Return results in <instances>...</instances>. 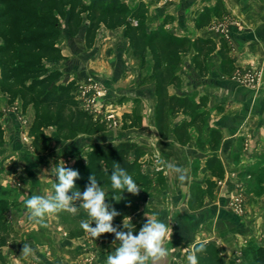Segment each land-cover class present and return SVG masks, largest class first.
<instances>
[{
    "label": "crops",
    "instance_id": "obj_1",
    "mask_svg": "<svg viewBox=\"0 0 264 264\" xmlns=\"http://www.w3.org/2000/svg\"><path fill=\"white\" fill-rule=\"evenodd\" d=\"M119 2L128 12L125 21L142 23L145 33L189 40L190 47L179 54L173 69L176 81L166 85V92L194 106L168 114L166 138L160 137L155 125L157 91L151 49L146 47L144 60L134 53L126 23L108 28L100 22L91 45L86 46L85 13L74 35L68 33L64 20L57 45L62 58L49 61L46 68L61 74L58 83L97 81L104 90L103 109L95 114L82 109L107 123L105 116L114 112V121L125 125L119 142L134 143L152 154L151 167L144 170L151 184L150 200L168 215V223L174 221L187 231L190 242L182 247L181 256L184 253L187 260L192 243L199 239L208 241L224 263L247 264V252L264 245V0ZM222 22L230 25L229 40L217 29ZM196 39H210L215 46L203 56L192 47ZM222 44L226 50L220 54ZM244 67L261 69L260 82L249 86L235 81L233 73ZM9 100L0 87V186L12 188L16 195L12 203L17 202L3 213L9 235L0 247V264H105L103 245L97 251L94 239L80 227L81 220L89 219L85 210L49 215L46 228L29 219L24 202L32 195L54 194L56 178L41 176L46 166L52 169L53 162L44 154H30L29 146L21 142L24 129L8 111ZM26 105L28 113L32 104ZM132 120L138 126L129 127ZM183 122L188 124L187 138L180 143L174 128ZM101 133L105 131L83 138L89 143V138ZM83 138L70 146L60 143L63 153L77 150ZM159 159L182 167L190 179L181 182L175 173L157 166ZM18 183L20 188L15 187ZM238 188L245 199L241 216L228 206ZM22 241L31 244L35 256L21 255Z\"/></svg>",
    "mask_w": 264,
    "mask_h": 264
},
{
    "label": "trees",
    "instance_id": "obj_2",
    "mask_svg": "<svg viewBox=\"0 0 264 264\" xmlns=\"http://www.w3.org/2000/svg\"><path fill=\"white\" fill-rule=\"evenodd\" d=\"M0 6H5V11L0 13V28L8 24L0 29V35L4 38L0 44V87L3 91L7 89L10 93L20 94L23 102L31 101L29 99L33 97L37 107L39 105L47 115L55 118L57 132L63 138L92 136L107 127L104 120L95 119L81 108L74 93L75 82L58 83L60 73L49 71L43 63L62 58L57 47L62 39L59 19L65 20L68 33L74 35L82 23L83 11L88 21L86 46L91 45L100 22L108 28L126 23V34L134 53L144 60L146 47L151 49L157 91L155 125L161 138L167 135L168 114L180 110L187 112L193 108L194 105L187 99L169 96L166 92V85L176 81L173 69L178 64L179 54L190 47L189 40L158 32L145 33L142 23L134 25L132 20L125 21L128 12L119 0H90L89 4L81 0H0ZM9 26L14 30L11 36L7 32ZM214 46L210 39H196L192 43L194 50L203 56L209 54ZM223 48H226L225 44L221 45L220 54ZM133 126H138L137 121H130L129 127ZM187 126L183 122L174 128L180 143L186 142ZM98 147L99 151L94 154L96 165L106 164L108 170L113 169L115 163L128 170L130 162H138L144 152L141 147L126 141ZM89 165L90 162L87 166L90 171L93 170ZM210 168L217 169L211 165ZM8 235L4 215L0 212V247L6 243ZM199 261L200 264H225L211 245H207L206 251L199 254Z\"/></svg>",
    "mask_w": 264,
    "mask_h": 264
},
{
    "label": "rangeland",
    "instance_id": "obj_3",
    "mask_svg": "<svg viewBox=\"0 0 264 264\" xmlns=\"http://www.w3.org/2000/svg\"><path fill=\"white\" fill-rule=\"evenodd\" d=\"M82 2L85 0H81ZM83 2V3H84ZM5 11V6H0V13H3ZM85 13V11H83ZM59 24L61 31L63 29L64 25V19H59ZM8 26V24H3L1 28H4ZM229 27L228 23L222 22L217 25L218 31H221V34L226 37L225 39L229 40ZM0 28V29H1ZM9 36H11L14 33L13 28L10 26L8 27L7 30ZM4 42V38L0 35V44ZM130 60H133L132 56H129ZM139 59V58H138ZM40 61V60H39ZM44 61L43 63H45ZM48 69V68H47ZM254 72H261V78H262V71L261 69L249 67V68H238L235 70V72L232 75V78L237 81L239 78H243L248 74L254 73ZM61 76V74H60ZM21 78V77H20ZM60 80V77L58 81ZM75 82V89L74 93L76 96V100L79 101L81 108H87L83 104L86 103L84 98V95L82 94V90L85 89L87 91H92V87H89V84H97L100 88H102L97 81L92 80V79H78ZM238 82V81H237ZM66 83V82H63ZM89 85V86H88ZM84 86H87L84 88ZM81 87V88H80ZM4 94L7 96H10L9 100V105L10 109L8 111H11L12 114L15 117L16 124L20 127V129H24L23 133H21V142L25 143V145L29 146V151L30 154L38 156V155H45V159L51 160L52 163V168L55 169V167L58 165V163H61L62 161L65 163L66 167L72 168L74 170H77L80 173V178L75 181L76 187L83 192L85 189V186L89 182V176L90 175H95L98 182L100 183V186L105 190L108 198L106 200L107 203H109L112 207H114L118 212L121 213L120 216H117L113 224L114 226H120L122 228V220L123 216L127 215L132 218L131 222L135 227V233L138 234L140 227H142L143 223L146 222V215H153L155 214L160 220L163 222L167 223L168 220V215L164 214L161 210V208L158 206V204L152 205L151 203V184L149 178H147V175L144 173L145 169H149L151 167V160H152V154L150 152H143L142 156L144 157H139L138 162H130L131 166L127 170V172L132 175L134 181L140 186L141 191L139 192L138 195H132L130 193H127L126 191L122 194L119 191H114L111 188V181H110V176L113 171V169L108 170L106 168V164L100 163V165H96V161L94 160V154L99 151V147L101 144H111L115 145L116 143L119 142L120 133H123L124 126L120 124V122H115L114 121V112L109 111L108 113L113 115V118L110 119L107 123V127L104 130V133H101L99 136L92 137L91 139L89 138V143L83 136L87 135H79L75 138H63L60 136L57 132V123L56 120L53 116L47 115L42 107H37L35 100L33 97H31L29 100L24 102L23 104L20 103L22 98L20 97V94L18 93H10L7 89H4ZM89 98L92 99L94 98V95L88 94ZM20 98V99H18ZM104 97L97 99L95 101L90 102L95 110L101 111L103 108V99ZM23 101V100H22ZM89 101V100H88ZM87 101V103H89ZM29 102V103H28ZM26 104H32V110L28 111L26 113L27 105ZM89 111L91 110L90 108H87ZM87 111V110H86ZM87 111V112H89ZM90 113V112H89ZM107 113V112H106ZM107 113V114H108ZM93 115V114H92ZM109 129V131L107 130ZM2 133H0V140H2ZM93 136V135H92ZM83 138L80 144V147L76 149H66L67 151L63 153L60 143H65L69 145V143H73L79 138ZM88 144V145H87ZM83 145H87L85 148H82ZM67 146V145H66ZM65 146V147H66ZM70 146V145H69ZM67 146V147H69ZM70 148V147H69ZM80 149V150H79ZM78 151V152H77ZM93 154V155H92ZM92 155V156H91ZM98 157V156H96ZM61 161V162H59ZM90 162L89 166L93 167V170L90 171V168L87 166V164ZM101 162H105V160ZM17 169V168H15ZM46 170H48V177L46 176V179H49L50 177H53L54 172L51 174V170L49 167H45ZM38 175V174H37ZM21 183H18L15 187L20 188ZM240 186V185H239ZM239 188L237 189V192H232L230 200H229V208L230 210L234 213L237 214L238 216L244 215V195L242 192L238 191ZM13 189L10 187H4L0 186V212L5 213L12 205H17L16 203H12V199H15L16 195L12 193ZM12 193V194H11ZM113 195H122L123 198L122 200L117 203L115 200H113L111 197ZM154 197V196H153ZM130 204V206H128ZM240 205L238 212L235 210L234 207L236 205ZM146 214V215H145ZM4 215V214H3ZM182 216H177L178 219H180ZM174 222V221H172ZM177 224V223H175ZM11 232V230H9ZM187 232V231H186ZM18 235H16L17 237ZM62 236L65 238V234L62 233ZM103 238V239H102ZM263 238V237H262ZM20 239V237H19ZM18 240V237L16 238ZM115 241V236L114 234H106L105 237L101 235L98 239H94L95 246L97 247V251L102 250L100 245H103V249L105 251V256L111 254L113 250H115L116 245H118V242L113 243ZM19 242V240H18ZM22 241L21 243H23ZM190 242V239L188 238L186 242L182 245V247H186V244ZM115 244V245H114ZM86 247V246H85ZM86 252V250L84 251ZM258 252V253H256ZM258 254V256H256ZM31 256H35L33 253ZM256 256V257H255ZM0 257L2 255L0 254ZM182 257V263L181 264H188L186 258H184V253L181 256ZM181 257L175 261L172 262V264H179ZM36 260V259H35ZM246 263L247 264H264V245L258 246V249L256 251L249 250L247 252V258H246ZM37 261V260H36ZM32 262H30L31 264ZM2 264H5L2 262ZM102 264V263H100ZM225 264H234L233 261L226 262ZM243 264V263H240ZM245 264V263H244Z\"/></svg>",
    "mask_w": 264,
    "mask_h": 264
},
{
    "label": "clouds",
    "instance_id": "obj_4",
    "mask_svg": "<svg viewBox=\"0 0 264 264\" xmlns=\"http://www.w3.org/2000/svg\"><path fill=\"white\" fill-rule=\"evenodd\" d=\"M160 168L175 173L181 182L190 179L182 167L171 164L163 159L156 162ZM54 172L56 182L52 185L54 194L49 196L32 195L24 203L28 210L29 219L41 227H47L46 217L61 211L76 215L80 209L85 210L89 219L81 220L80 227L93 239L103 234H114L118 247L107 255L105 264H167L170 249L166 242L171 241L172 228L160 220L155 214L146 215V222L140 227L138 234H134L135 227L130 216H123L122 228L114 226L113 221L121 213L106 202L108 196L100 186L95 175L89 176V182L81 192L75 184L80 178L77 170L66 167L62 161L58 163ZM41 176H48V170H42ZM111 188L120 193L138 195L140 186L134 181L126 169L120 164L113 165L110 176ZM119 203L123 196L111 197ZM79 202V207H77ZM130 206V204L128 205ZM93 224L95 226H93ZM208 241L197 239L191 245V252L187 255L188 264H200L199 254L206 251ZM30 243L24 242L21 255L27 257L33 253Z\"/></svg>",
    "mask_w": 264,
    "mask_h": 264
},
{
    "label": "built area",
    "instance_id": "obj_5",
    "mask_svg": "<svg viewBox=\"0 0 264 264\" xmlns=\"http://www.w3.org/2000/svg\"><path fill=\"white\" fill-rule=\"evenodd\" d=\"M260 80H261V72H254V73H251V74H248V75H246L245 77H243V78H239L237 81L239 82V83H241V84H246V85H251V86H254L255 84H257V83H259L260 82ZM90 85V86H89ZM88 86L89 87H92V91H87V90H85V89H83L81 92H82V94L84 95V98L86 99V97H88L87 98V100H85V102L86 103H84L83 105L85 106V107H87V108H90L91 110V112L92 113H97L98 111L97 110H95L94 108H93V106H92V104L90 103V102H92V101H95V100H97V99H100V98H102V97H104V90L102 89V88H100L97 84H89ZM87 86H84V88H86ZM81 88V87H80ZM90 93V95H94V98H92V99H90L89 98V96H88V94ZM89 100V101H88ZM87 101L89 102V103H87ZM98 101V100H97ZM86 108V109H87ZM113 118V115L112 114H110V113H108L106 116H105V120L106 121H110V119H112ZM239 207H240V205L238 204V205H236V207H234L235 208V210L238 212V210L237 209H239Z\"/></svg>",
    "mask_w": 264,
    "mask_h": 264
},
{
    "label": "water",
    "instance_id": "obj_6",
    "mask_svg": "<svg viewBox=\"0 0 264 264\" xmlns=\"http://www.w3.org/2000/svg\"><path fill=\"white\" fill-rule=\"evenodd\" d=\"M172 228L171 241L166 242V246L170 249V255L167 260V264H171L180 258L182 252V244L187 239V234L183 230L180 224H175L173 222L168 223Z\"/></svg>",
    "mask_w": 264,
    "mask_h": 264
}]
</instances>
